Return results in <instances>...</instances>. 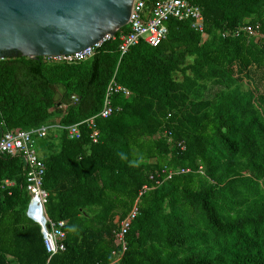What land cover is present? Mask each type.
Listing matches in <instances>:
<instances>
[{"label": "trees", "instance_id": "trees-1", "mask_svg": "<svg viewBox=\"0 0 264 264\" xmlns=\"http://www.w3.org/2000/svg\"><path fill=\"white\" fill-rule=\"evenodd\" d=\"M197 4L203 32L169 19L159 45L121 58L127 26L81 63L0 60V136L48 127L34 148L46 214L65 224V250L50 257L24 214L25 163L0 156V183H14L0 190V264H108L113 253L118 264H264V0ZM243 26L252 32L222 37ZM114 73L130 94L96 119L97 143L87 125L68 139L55 126L99 113ZM56 85L62 103L78 102L58 107ZM135 204L122 252L115 232Z\"/></svg>", "mask_w": 264, "mask_h": 264}, {"label": "built area", "instance_id": "built-area-1", "mask_svg": "<svg viewBox=\"0 0 264 264\" xmlns=\"http://www.w3.org/2000/svg\"><path fill=\"white\" fill-rule=\"evenodd\" d=\"M150 4V8H149ZM169 19H176L179 21H190L191 27L198 32H203V16L202 9L197 4V0H135L133 10L127 22L128 31L119 37L118 51L120 58L127 53V51L137 45L139 42H144L151 47H156L167 35L166 22ZM120 29L116 30L113 35L106 34L98 42L92 44L85 50L60 56L43 57L47 61L55 63L75 64L81 63L90 59L101 46L115 38V34ZM241 32L251 33L248 27H240L233 31L231 34L224 33L222 37L231 35L232 37L238 36ZM129 90L120 85L116 81V74L114 73L108 82L104 97L102 108L96 115L71 126L63 127L56 125V128L66 131L68 139H75L80 135V126L87 125L90 130L89 139L92 143H97L99 132L96 126V119H106L114 112L118 111L113 106L112 100L116 95L128 96ZM78 102V98L71 96L66 103H58L57 106L64 111L70 104ZM48 127H42L35 131H4L0 136V156H20L26 166V190L29 194V200L25 207L26 219L39 227L43 245L46 253L52 257L56 253L65 250V232L63 221H52L46 214L47 192L43 188L44 165L34 148V138L36 135L43 138L46 134ZM170 141V140H169ZM176 146L180 150H184L182 143H177ZM167 173L170 178L174 171H161ZM188 170L181 169L180 173H187ZM14 183L9 180H4L0 183V190H6L12 187ZM147 188L144 186L138 193L140 197ZM138 214V206L135 204L126 218L118 225V230L115 232L116 239L121 243L122 252L126 250L125 236L128 233L131 222ZM121 252V253H122ZM114 257L108 264H118L121 256L113 253Z\"/></svg>", "mask_w": 264, "mask_h": 264}, {"label": "water", "instance_id": "water-1", "mask_svg": "<svg viewBox=\"0 0 264 264\" xmlns=\"http://www.w3.org/2000/svg\"><path fill=\"white\" fill-rule=\"evenodd\" d=\"M135 0H0V60L69 55L125 27ZM60 103L65 89L52 88Z\"/></svg>", "mask_w": 264, "mask_h": 264}]
</instances>
